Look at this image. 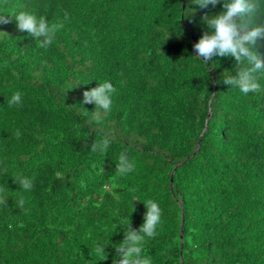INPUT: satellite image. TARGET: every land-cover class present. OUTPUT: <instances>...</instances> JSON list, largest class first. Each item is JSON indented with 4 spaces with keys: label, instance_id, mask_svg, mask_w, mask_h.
<instances>
[{
    "label": "trees",
    "instance_id": "obj_1",
    "mask_svg": "<svg viewBox=\"0 0 264 264\" xmlns=\"http://www.w3.org/2000/svg\"><path fill=\"white\" fill-rule=\"evenodd\" d=\"M0 5L62 25L41 48L0 24V264H113L124 229L111 226L138 230L148 200L162 209L144 244L153 264H264V91L231 89L220 80L234 59L204 65L193 48L220 5L193 18L189 0ZM104 80L116 88L109 113L83 103ZM16 91L23 101L9 106ZM108 238L107 256L94 255Z\"/></svg>",
    "mask_w": 264,
    "mask_h": 264
},
{
    "label": "clouds",
    "instance_id": "obj_2",
    "mask_svg": "<svg viewBox=\"0 0 264 264\" xmlns=\"http://www.w3.org/2000/svg\"><path fill=\"white\" fill-rule=\"evenodd\" d=\"M217 5L221 6L218 13H206L201 17L200 22L206 25V30L193 45L195 58L206 65L213 63L214 57H231L236 62L235 75L225 71L220 82L231 86V89H239L244 95L264 91V53L256 49L257 41L264 40V0H189V7L183 15L193 18L196 6L207 9L209 6L216 8ZM13 20L18 30L33 36L41 48L53 45L57 32L62 27L58 23L50 24L46 16H38L34 11L24 9L10 12L6 5H0V24H7ZM115 92L116 88L111 80L98 82L96 87L83 93V103H94L95 109L109 113L113 107ZM22 101V92L16 91L7 100V104L20 105ZM17 135L19 136L20 133L17 132ZM107 147L108 143L105 141L103 144L93 145L92 150L105 151ZM134 168V162L127 156L120 157L117 170L121 174H128ZM14 179L23 190H30L33 186L31 177L20 176ZM134 200L137 199L131 201L132 206ZM23 203L21 200L20 206H23ZM0 204H8V198L2 194H0ZM144 204L146 207L144 222L138 230L131 227V221L127 224L115 223L111 226L112 235L118 230V225L124 229L123 240L114 245L117 257L113 264H153L151 255L144 252V244L147 239L158 235V228L162 223V209L156 200H148ZM108 243L109 238L107 243L97 242L93 254L107 256L105 245Z\"/></svg>",
    "mask_w": 264,
    "mask_h": 264
}]
</instances>
